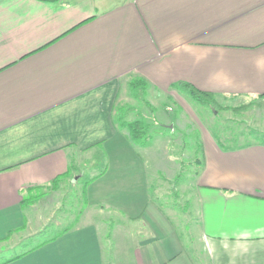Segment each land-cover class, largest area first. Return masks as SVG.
I'll list each match as a JSON object with an SVG mask.
<instances>
[{
	"label": "crops",
	"instance_id": "obj_1",
	"mask_svg": "<svg viewBox=\"0 0 264 264\" xmlns=\"http://www.w3.org/2000/svg\"><path fill=\"white\" fill-rule=\"evenodd\" d=\"M134 78L147 84L152 124L167 128L164 98L190 116L183 83L222 102L260 97L264 0H0V252L32 235L21 236L34 222L30 188L106 165L86 187L97 209L86 222L0 264H264V141L239 132L228 144L202 129L196 263L116 122Z\"/></svg>",
	"mask_w": 264,
	"mask_h": 264
},
{
	"label": "rangeland",
	"instance_id": "obj_2",
	"mask_svg": "<svg viewBox=\"0 0 264 264\" xmlns=\"http://www.w3.org/2000/svg\"><path fill=\"white\" fill-rule=\"evenodd\" d=\"M133 80L136 79L131 81ZM129 84V81L126 82L122 94V98L123 96L125 98L119 103L125 108L118 110L116 114L117 119L120 118L118 125L140 120L149 128L148 140L139 142L138 147L148 167L153 203L171 217L195 262L201 263L199 247L203 246V242L199 235L201 227L194 199L198 168L195 160L201 157V131L205 129L211 134L218 135L228 144L237 142L235 139H228L236 137L239 132L255 133L254 137L248 140L264 141V98L251 97L242 102L231 100L222 102L213 96L211 101L202 102L194 98L187 89H180L182 103L190 116L183 112L181 106L174 100L164 98L160 107L156 109L166 111L167 115L175 118L173 127L167 128L161 124H152L155 109L149 106L151 95L148 90L142 92L141 100L135 96ZM144 142L150 146L149 151L144 149V145L143 148L140 147ZM79 157L80 167L88 171L89 166L83 163L85 157ZM99 160L97 158L94 160L97 162L94 163L96 169L102 167ZM87 174L91 175L90 172ZM84 180V177H81L73 186L63 183L58 190L48 191L45 188L29 191L27 196L36 201L31 204L33 207L31 217L34 222L32 228L21 236L32 235L13 249L0 252V260L43 242L67 227H75L86 222L97 209L83 205L87 198L86 191L84 196L82 194ZM96 219L99 222L103 216L98 215ZM106 223H112L111 219L108 218ZM5 247L1 245L0 250Z\"/></svg>",
	"mask_w": 264,
	"mask_h": 264
},
{
	"label": "trees",
	"instance_id": "obj_3",
	"mask_svg": "<svg viewBox=\"0 0 264 264\" xmlns=\"http://www.w3.org/2000/svg\"><path fill=\"white\" fill-rule=\"evenodd\" d=\"M130 86L134 90L135 96H138V98H140L142 100L143 99L142 98L143 97L142 92H145L147 90V84H146V82L144 80H142V79H136V80L131 81ZM183 87L185 89H187L191 93V95L194 98H196L197 100H199V101L208 102V101H211V99H213V96L214 95H212L211 93H207V92L200 91V90H198L197 88H195L191 84L183 83ZM260 97L261 98L262 97L264 98V94L263 95H260ZM121 119H123V115H122V118ZM119 120H120V118H118L116 120V122L119 123ZM120 127L122 129H126L127 130V132L129 133L132 141L136 145L137 144H140L139 142L148 140V138H149V136H148L149 128L147 126H144L143 125V122L140 121V120H136L134 122H130L127 125H124V123H122V125L120 124ZM195 162H196V160H195ZM103 165L104 166H102L101 169L96 174H93V175H91L89 177H84V179H85L84 181L85 182H84V191H82L83 196L85 194L87 185L90 182H92L93 180H95L97 177H99L100 175H102L104 173V171L106 170V165L105 164H103ZM71 174H72V172L70 170V171H68V172H66V173H64V174L56 177L49 186L32 187V188L29 189V191L35 190V189L43 190L45 188L48 191L49 190H58V189H60V187H61V185H62L63 182L67 183L69 186H73L77 182L75 181L76 180V177H72ZM78 174H80V171H79ZM33 199L34 198L26 197L24 199V201H23L24 206H28V205H31L34 202H36ZM83 205L88 206V199L87 198L85 199V202H83ZM72 228L73 227H71V226L70 227H67L60 234H63L65 232L69 231Z\"/></svg>",
	"mask_w": 264,
	"mask_h": 264
}]
</instances>
